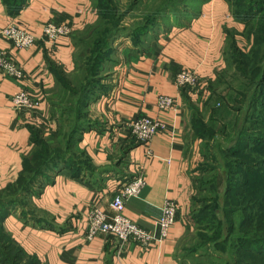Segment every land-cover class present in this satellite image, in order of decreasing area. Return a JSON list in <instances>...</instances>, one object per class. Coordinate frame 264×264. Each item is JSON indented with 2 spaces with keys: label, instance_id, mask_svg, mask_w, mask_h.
Wrapping results in <instances>:
<instances>
[{
  "label": "crops",
  "instance_id": "0c3cea01",
  "mask_svg": "<svg viewBox=\"0 0 264 264\" xmlns=\"http://www.w3.org/2000/svg\"><path fill=\"white\" fill-rule=\"evenodd\" d=\"M96 19L90 0H29L14 16L0 0V30L13 21L36 37L32 46L17 49L0 36V60L23 74L17 80L4 75L0 67V190L18 183L23 161L33 149L31 131L46 136L57 128L49 100L57 81L55 71H73L72 36ZM48 22L67 24L72 31L54 43L46 42L42 31ZM186 23L179 26L171 21L138 53L125 51L126 47L114 50L116 59L109 66L105 89L88 105L96 125L76 144L88 169L78 175L68 169L55 172L35 195L25 198L22 211L5 218L4 227L15 244L37 264H191V258L179 256L192 231L195 194L196 155L190 151L193 140L188 139L186 126L192 109L209 99L210 83L225 68L226 31L241 25L224 0L202 3ZM181 69L197 72L196 89L175 86L174 77ZM20 91L37 105L15 109L12 97ZM161 95L173 98L175 106L159 110ZM143 117L159 119L167 128L147 145L128 128L131 120ZM138 174L145 185L138 197L126 202L124 215L157 234L161 207L165 200L173 201L177 212L167 237L148 248L133 241L120 245L102 233L88 239L90 213L110 214L117 189Z\"/></svg>",
  "mask_w": 264,
  "mask_h": 264
},
{
  "label": "trees",
  "instance_id": "16d2710c",
  "mask_svg": "<svg viewBox=\"0 0 264 264\" xmlns=\"http://www.w3.org/2000/svg\"><path fill=\"white\" fill-rule=\"evenodd\" d=\"M3 5L7 8L9 14L16 15L27 4L29 0H1ZM186 2L187 0H159V3H155L156 0H150L145 4L144 8H150L148 15H144L143 21H140L135 25L134 33L139 36H145L147 32L144 29L147 26H152L160 21L167 19V14L177 8L175 2ZM190 3H196L195 11L189 9L185 12L187 18L183 22H178L176 25L184 26L186 22L197 15L199 6L208 0H188ZM230 8L233 19L243 24V33H247L249 39L252 40L254 47H262L264 49V0H224ZM113 0H106V4L111 7ZM158 2V1H157ZM91 6L96 10V5L93 0H90ZM185 3V4H186ZM139 4L138 0H134L128 13ZM231 7H235V12L231 10ZM97 14L95 23L87 27L84 31L79 32L72 36V42L75 50L80 45L86 44L87 46H96L94 59L92 60V68L90 69L91 76L95 72V64L100 66V72L106 71L109 65L114 63L112 57L115 54L114 49L110 46V41L113 35L108 34L106 39L104 38V32L107 24L104 23V19L100 14ZM185 15V16H186ZM103 20V21H102ZM173 20L167 19L165 23L161 25L159 30H162L165 26L171 23ZM153 22V24H152ZM136 30L142 31L140 33ZM241 33L234 29L226 31V47L228 42L233 41L234 46L238 52L243 55V51L238 46L237 40L234 36ZM154 37V36H152ZM145 38V37H144ZM151 38L149 39V41ZM139 45L138 50L135 53L143 51L146 48V44ZM225 47V49H226ZM226 55V51H225ZM247 63L253 65L254 58L246 56ZM226 60V59H225ZM242 61V60H241ZM239 65L235 67V72L239 74L242 81L238 78H234L237 86H243L244 90L240 94L235 112L237 113V121L232 128L225 133V140L230 139L234 145L230 149L224 151V165L227 168H235L234 173L230 175L228 179V187L222 197L220 203L214 204L212 207L216 218V226L214 231L207 236L197 234L196 244L190 248L183 258H188L193 253L198 254V257L202 258L199 264H215L214 261H224L223 256L230 258L231 264H264V103L261 104V98L264 99V65L262 66L260 73L258 74V80L253 81L255 84L252 93L248 95L249 89L252 87L250 83V75L246 74L244 70L240 69ZM109 62H112L108 64ZM226 63V61H225ZM106 67V68H105ZM246 65L244 64V68ZM226 70L228 65L225 64V68L216 80L210 83L211 97L202 106L206 107L212 104L216 99L215 91L222 89L220 85L224 84L225 88L229 89V85L226 80ZM253 71V68L250 70ZM77 72V54L75 51V66L72 72L64 73L57 72L56 85L52 90L51 106L56 111L55 120H57V128L54 132L49 134V140H55V143L48 144L46 142L38 143L37 138L42 137V132L31 131L30 139L33 146H37L40 149L38 154V161L40 164L36 171H33L26 163V159L29 161V157L23 161V169L21 177L16 185H12L4 189L14 191L17 187V194L14 200H18L22 204V210L25 208V198L30 195H35L39 188L45 182L50 180V177L55 172L68 169L73 175H78L82 169H88V161L83 157L81 152L77 150L76 144L79 141L81 135L95 127L96 123L89 119L88 105L98 98L105 89V85L95 89H91L88 85H77L76 89L69 90V96L67 98L75 97V104L68 103L72 108L70 114L77 119V126L70 129L69 133H63L64 121L61 113L62 104L59 105L58 101L55 102V89L60 85L61 81L68 75ZM244 81H246L244 83ZM63 88V98L66 96L65 88ZM198 109V108H197ZM193 110V109H192ZM200 110V109H199ZM198 112V111H197ZM215 112L212 110L210 120L214 119ZM197 120H195L196 122ZM62 134L61 138H58ZM44 137V136H43ZM63 140V141H62ZM73 151L78 152L80 157H71ZM227 157V158H226ZM228 160L229 163L226 161ZM27 180L21 179L23 175ZM235 178V179H234ZM23 180V181H22ZM22 181V182H21ZM196 183V182H195ZM3 193L0 191V235L6 241V247L9 251H12V264H15V260H19L22 264H37L35 258L27 255L19 246L15 244L9 232L4 229V220L7 217L8 205H13L14 201L11 198H2ZM193 201L195 199L193 197ZM221 209V210H219ZM23 213V212H22ZM192 216V214H191ZM193 220V219H192ZM201 249V250H200ZM213 250V253H208V250ZM199 252V253H198ZM206 259V261H205Z\"/></svg>",
  "mask_w": 264,
  "mask_h": 264
},
{
  "label": "rangeland",
  "instance_id": "374dc122",
  "mask_svg": "<svg viewBox=\"0 0 264 264\" xmlns=\"http://www.w3.org/2000/svg\"><path fill=\"white\" fill-rule=\"evenodd\" d=\"M93 1L97 7L95 12L101 15V17L104 19V23H109L105 28L104 38L106 39L108 34L111 33V35H113V38L110 41V46H112V49L114 50L121 51L124 49V47L128 48L125 51L138 50L137 47L139 45H143L142 41H144V43H148L149 39L157 34V31L159 30L161 25L166 22L167 19L173 20L174 24H177L179 21L183 22L187 18L185 12L188 9L190 11H195L196 7L195 2L190 3V1L188 2V0L187 3H180L179 1L175 2V4H177V8L172 10L171 13L165 16L167 17L166 20L160 21L157 24H153L152 22V26H147L144 29L147 34H145V36H139L138 34L134 33L135 25L139 22V20L143 21L142 17L144 15H148V10H150V8L144 7L146 6L145 4H147V2H150V0H138L139 4L135 6L129 13L128 11L130 9V5L134 0H113V2L111 3V7L106 4V0ZM155 3H159V0H156ZM231 8V10L235 12V7ZM240 25L241 26L237 27L236 30H234L241 34H236L237 36H234V39L237 40L238 46L243 51V53L246 54L242 56V54L238 52L234 46L232 47L233 41L231 43L228 42V46L225 49V64L228 65L229 70H226L227 73L224 76H226L225 78L229 85V89L225 88L224 84L220 85L222 89L215 91L216 99H214L212 104L206 107L200 105V110L197 108L193 109L186 126L187 137L189 140H193L191 142L190 151H192L196 155L194 180V182L196 183L194 194L195 202L193 201V208L191 211L192 216L190 215L192 231L182 244V248L179 252L180 257L186 255L188 250L196 244L197 234L207 236L214 231V228L216 226L215 221L219 213L215 215L212 207L214 204L221 202L225 190L228 187V179H232V177L230 178V175L235 171V168H227L224 165V156L226 155L224 151L230 149V147L234 145V143L230 142V139L225 140V133L227 130L229 131L237 121L238 116L235 112V108L238 105L236 101L240 99V94L244 90V85L237 86L236 81L234 80V78H238L239 81H242L239 74L235 72V67H237L242 60L240 69L244 70L246 74L250 75V77L253 74V77H251L250 79L252 87L249 89L247 95L250 96L255 86V84H253V81L259 79L258 74L260 73V70L264 65V49L262 47L253 48L254 44L252 40L249 39L247 33H244L242 35L243 24L240 23ZM136 32L140 33L142 31L136 30ZM96 50L97 47L94 45L90 47L86 44L80 45L76 50L77 72L66 76L61 81L60 85L55 89V96L53 100L55 102L58 101L59 105L62 104V111L59 112L61 113L62 119H66V121H64L65 126L63 128V133H69L70 129L77 126V119H75V117L69 113L72 107L68 103H66L68 99L69 102H73V104H75L76 99L74 96L71 98H67L69 96L68 91L76 89L77 85L86 86L88 84L91 89L96 90L102 85H106V82L109 78V74H107L109 67L108 69L105 67L106 71L104 70V72H100V66L98 64H95V72L91 76L90 69L93 65L92 60L94 59ZM246 56L254 58L253 65L251 63H247L245 58ZM111 57L112 61L116 59V55H113ZM110 63L112 62H109L108 64ZM244 64L246 65L245 68ZM252 68L253 71L251 72L250 70ZM245 82L246 81H244V83ZM62 87L65 88L66 96L64 98ZM210 97L211 95L209 96V99ZM260 100L261 104L264 103V99L261 98ZM212 110L213 112H215V120H210ZM262 113H264V111ZM88 116L89 119L92 120L89 114ZM195 120L197 121L195 122ZM43 136L37 138L38 143H55V140H49V137H47L50 135ZM61 137L62 134L58 136V138ZM38 150L40 152V149L37 148V146H33V149L27 156L30 160L28 161L26 159L27 165L33 171H36L38 165L40 164L37 159L39 158ZM71 157L78 159L80 155L78 152L73 151ZM226 161L229 163L228 160ZM25 177L27 176L24 174L21 179L26 181L27 179ZM17 188L13 192L6 190L5 193L3 190H0L3 193L1 195L3 199L11 198L12 201H14L13 205L10 206L9 204L8 208H6L8 214H11L16 210L22 211V204L18 200H14L15 195L18 192ZM208 253H213V250L209 249ZM188 258H191V264H199L202 260V258L198 257V254L195 253L190 255ZM11 259L12 251H9L7 249L6 241L0 235V264H12ZM229 259L230 258L223 256L224 261L216 260L214 261V263L231 264L228 262ZM15 264H22V262L19 260H15Z\"/></svg>",
  "mask_w": 264,
  "mask_h": 264
},
{
  "label": "built area",
  "instance_id": "2783aa9c",
  "mask_svg": "<svg viewBox=\"0 0 264 264\" xmlns=\"http://www.w3.org/2000/svg\"><path fill=\"white\" fill-rule=\"evenodd\" d=\"M71 31V27L67 24L48 22L43 28L42 37L44 41L54 43L58 37L68 36ZM0 36L8 40L17 49L32 46L36 39L34 35L13 21L0 30ZM0 67L4 75L8 77L17 80L23 77L22 71L13 64L3 63L0 60ZM199 80L200 77L195 70L181 69L177 72L173 81L179 89H196ZM12 104L15 109H29L37 105L36 101L25 91H20L13 95ZM173 106H175L173 98L165 95L158 97L157 107L159 110H170ZM128 128L131 131V135L145 145L148 144L154 135L167 129L166 124L159 119L148 117L131 120L128 123ZM144 185V177L141 174L122 184L117 189L110 203V214L100 211L90 213L86 224V237L91 239L97 233H102L110 235L120 245L133 241L147 248L164 240L170 227L175 222L177 206L173 201L165 200L161 207L160 217L155 222L157 234L139 227L124 215L126 202L131 198L138 197Z\"/></svg>",
  "mask_w": 264,
  "mask_h": 264
}]
</instances>
